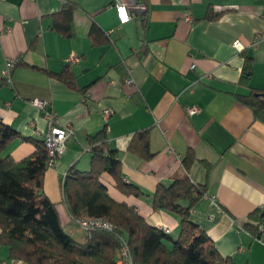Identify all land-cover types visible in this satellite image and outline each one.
<instances>
[{"label":"crops","instance_id":"crops-1","mask_svg":"<svg viewBox=\"0 0 264 264\" xmlns=\"http://www.w3.org/2000/svg\"><path fill=\"white\" fill-rule=\"evenodd\" d=\"M72 1L73 35L66 37L51 27L64 0H0V72L8 60L21 59L10 82L0 78V122L41 139L38 129L49 128L47 111H55L59 124L74 131L44 177L64 229L80 242L88 239L67 210L62 180L72 166L91 168L90 138L106 127L124 179L145 194L121 193L105 173L112 197L151 225L167 226L176 239L179 217L155 210L152 199L159 184L186 174L183 158L193 150L197 159L188 174L206 193L191 219L235 264H264V234L253 237L242 227L254 210L264 212V123L238 98L249 93L240 84L244 52L253 57L252 85L264 89V0H134L135 17L123 24L116 0ZM208 12L218 17L207 18ZM93 25L106 44L94 43ZM74 53L77 61L70 60ZM69 65L76 87L58 76ZM34 99L47 101L46 107ZM187 106L199 109L189 114ZM141 130L150 131L148 160L128 149ZM27 138H14L3 155H30L36 145ZM3 263L30 264L9 259L0 245Z\"/></svg>","mask_w":264,"mask_h":264},{"label":"trees","instance_id":"trees-1","mask_svg":"<svg viewBox=\"0 0 264 264\" xmlns=\"http://www.w3.org/2000/svg\"><path fill=\"white\" fill-rule=\"evenodd\" d=\"M64 4L54 14L51 27L70 37L76 5L72 0ZM217 17L216 12L207 14L210 19ZM90 36L96 44L108 42L99 26L93 25ZM244 57L240 84L249 93L239 94L238 98L252 109L255 119L264 123V89L252 85L253 57L248 52H244ZM58 76L76 87L70 65ZM149 134V130L137 132L128 148L147 160L153 157ZM16 137L27 138L0 122V245L8 248L9 259H23L30 264H119L122 237L129 243L133 264H235L219 252L207 231L191 219V210L206 193L205 185L194 183L188 174L197 159L193 150L183 158L186 174L170 184H159L152 199L155 210L179 217L180 233L174 239L171 230L165 232L151 225L135 207L112 197L105 173L113 177V184L121 193L137 197L145 194L140 186L124 179L120 152L110 148L107 128L91 136V168L83 171L72 166L62 180L63 195L69 214L80 227L79 219L98 218L111 222L113 229L82 227L89 236L80 242L64 229L57 204L44 191L50 159L45 140L27 138L36 149L16 160L10 154L3 155ZM242 227L253 237L262 234L264 212L254 210Z\"/></svg>","mask_w":264,"mask_h":264},{"label":"built area","instance_id":"built-area-1","mask_svg":"<svg viewBox=\"0 0 264 264\" xmlns=\"http://www.w3.org/2000/svg\"><path fill=\"white\" fill-rule=\"evenodd\" d=\"M67 0H64L66 2ZM134 0H116L115 7L117 10V14L120 20V23H127L131 21L135 14L132 12V8L135 6ZM191 20V18H188ZM5 30H9V27H4ZM234 46L237 48H242V43L237 40L234 42ZM70 60L77 61L78 55L72 54ZM21 62L20 58L10 59L7 62L6 67L0 72V78L5 79L7 82L11 81V75L16 68V66ZM208 79H211L212 76L207 74L205 75ZM131 82V81H129ZM33 104L45 108L47 105V101L41 99L32 100ZM187 112L189 114L195 113L199 108L197 106H187ZM47 117L49 121V128L46 131L38 129V133H40L45 140V145L49 154V163L48 167L52 168L56 165L57 158L63 154L67 149V141L74 134L73 129L70 126H62L59 124L58 115L55 111H47ZM65 179V178H64ZM63 179V180H64ZM78 223L85 228L86 230H93L96 228H104L108 230L113 229V224L106 219H98V218H83L79 219ZM162 229L165 232H170V229L167 226H163ZM262 234H264V227L262 228ZM122 249L120 253V259L118 261L119 264H133V258L131 254V249L127 239L122 238ZM5 264V263H3Z\"/></svg>","mask_w":264,"mask_h":264},{"label":"water","instance_id":"water-1","mask_svg":"<svg viewBox=\"0 0 264 264\" xmlns=\"http://www.w3.org/2000/svg\"><path fill=\"white\" fill-rule=\"evenodd\" d=\"M262 234H259V237H261Z\"/></svg>","mask_w":264,"mask_h":264},{"label":"rangeland","instance_id":"rangeland-1","mask_svg":"<svg viewBox=\"0 0 264 264\" xmlns=\"http://www.w3.org/2000/svg\"><path fill=\"white\" fill-rule=\"evenodd\" d=\"M80 227V226H79Z\"/></svg>","mask_w":264,"mask_h":264}]
</instances>
